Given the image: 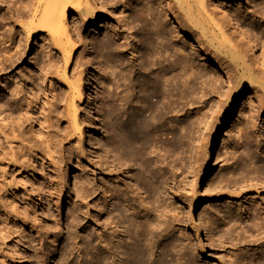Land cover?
Here are the masks:
<instances>
[{
    "label": "rangeland",
    "instance_id": "obj_1",
    "mask_svg": "<svg viewBox=\"0 0 264 264\" xmlns=\"http://www.w3.org/2000/svg\"><path fill=\"white\" fill-rule=\"evenodd\" d=\"M3 1L0 0L3 7L8 4L10 9L15 6V9L19 8L26 13L29 11L28 3L33 4L36 0H10L4 4ZM103 1L112 14L106 15L108 20L103 30L98 33H90L94 24L90 25V20L84 22L79 19L75 12H71L65 19L71 37L76 39L77 31L83 36H89L87 46L78 42L79 51L65 74L64 56L46 33H39L32 43L26 44V35L18 23L20 19L17 18V11L11 10V18L14 19H0V264H25V259H21L20 254L27 257L28 264H40L39 255L44 260L43 264H57L54 259L64 250V239L69 245L74 244L71 243L72 240L69 241L71 237L68 236L69 224L75 217L71 215V210L75 208L74 203L78 200L75 199L76 191L82 190L86 185V188L92 186L96 191L87 188V192L92 193L90 196L88 194L86 201L83 200L82 204L79 202L77 205L85 207L83 211L89 212L87 214L93 219L82 222V226H79L80 233H83L85 227L88 234L95 232L92 226H95L97 215H104L102 209L111 202V193L108 191L118 192L121 198L124 197L120 193L122 190V193H128L127 198L133 196L131 199L141 194L158 210V214L165 208L170 210V213L163 211L166 220L176 217L171 232L175 243V249H172L175 258L173 264H183L186 260L193 264H232L236 258L233 254L236 252H242V257H237L238 260L243 261L249 256L251 259L255 258L257 263L261 257L259 254L255 255V252L260 251V239L264 236L256 226L258 221L263 222L264 219V65L258 64L253 56H246L245 60L256 74V81L250 85L251 89L248 91L257 104L256 109L242 115L237 111L228 120L220 132L213 154L208 159L204 154L205 146L219 125L218 110L239 96L244 89L240 80L241 74L238 72L242 62L235 60L231 48L235 46L237 52L240 50L234 33L230 28L225 30L215 26L216 22L207 21L211 23L207 36L211 41L213 58L237 79L236 86L229 90L228 78L221 77L207 62L203 52L188 42L185 34L174 26L173 21L164 18V14L162 21L174 32L169 44H166V50L159 48L158 52L162 53V59L168 64L177 60L176 69L170 70L166 76L158 66H152L150 60L144 57L147 50L156 49L154 44L158 43L160 46L162 39H158L155 33L146 37L138 26L134 29L130 24L132 28L126 26L127 16L130 15L129 7L137 0ZM163 1L153 0L158 13L166 8ZM192 4L196 7L198 0H194ZM143 5L147 12L148 4ZM230 8L249 30V34L257 40L260 53L263 54L264 0H233ZM6 10L8 11L7 7ZM147 18L148 21L151 20V17ZM210 18L214 17L209 15L208 19ZM117 37L120 38L119 43ZM226 38L229 43L225 42ZM105 40L110 42L112 50L101 46L100 43ZM162 42L166 43V40ZM119 46L123 50L118 49ZM86 50L91 54L94 63L91 75L94 88L91 91L93 102H89V91H86L87 98L79 111L78 120L84 124L88 138L81 142L68 113L72 96L69 84L74 83L77 71L84 67ZM140 52L143 53L141 57ZM186 57L189 66L184 69L183 62ZM140 65L149 66L148 70L153 76L151 81L156 82L155 90L151 84L149 87L142 85L141 81L148 79V76L145 70H140ZM166 78L175 80L173 83L177 86L174 92V110L170 113V104L166 99L170 87ZM126 92L129 97L125 96ZM149 98L152 100H148ZM152 106L160 118L156 114L154 116ZM89 107L93 108L92 113H89ZM148 107H151L150 111ZM95 112L101 118L98 133L89 125L90 117ZM157 118L161 119V123L157 122ZM118 121V124L126 123L125 125L129 124L131 127L140 126L139 122L143 126L147 124L142 127V140L145 141L142 143L144 145L148 142L144 145L147 147L143 160H148V163L151 161V167L155 165L151 170L154 172L156 169L159 181L157 178L154 181L160 185L157 183L160 189L156 194L140 188L136 179L138 171L127 176V168L132 167V163L113 148L109 136L112 125L117 126ZM101 154H104L103 157ZM73 155L77 163L70 169V181L67 182V167ZM207 166L210 169L204 175ZM170 173H173V177ZM59 176L64 178L61 185L63 203L51 204L61 209L59 216L62 228L52 226L53 217L45 212L50 205L47 195L53 191V185ZM91 179L95 184L88 183ZM113 179H117L116 182ZM165 181L168 182V188L165 187ZM82 182L88 184L83 186ZM110 183L112 187H109ZM132 187L134 192L131 191ZM69 194L73 199L68 197ZM136 201L140 205L138 202L141 201L137 198ZM131 204L132 200L129 202ZM119 205L122 207V204L117 206L120 207ZM131 210L134 215L135 210ZM255 215L258 218L257 223L254 221L256 225L253 224ZM112 227L114 228V224ZM25 234L29 244L24 240ZM93 234L94 241L97 233ZM164 238L168 239L166 236ZM165 247L171 248L172 245L168 243ZM186 250L188 256L183 255ZM31 257H35V260ZM67 257H70L73 264H78L76 252L68 254ZM240 260L237 264L241 263ZM83 261L86 262V259Z\"/></svg>",
    "mask_w": 264,
    "mask_h": 264
},
{
    "label": "bare ground",
    "instance_id": "obj_2",
    "mask_svg": "<svg viewBox=\"0 0 264 264\" xmlns=\"http://www.w3.org/2000/svg\"><path fill=\"white\" fill-rule=\"evenodd\" d=\"M5 1L8 2L10 0H4L3 4L5 3ZM193 1L194 0H164L163 2H164V5L166 6V8L164 10L161 9L160 10L161 12L158 13L156 10V5L154 4L153 0H137V2L135 1L136 2L135 4L130 5V7H129L130 15L129 16L126 15L127 19H128V24L126 26L128 28V25L130 24L133 27V29L138 26L142 30V34H144L146 37L152 36V34L155 33L158 35V39H160V40L162 39L163 41L166 40V43L162 42V40H161L160 46L158 45V43L156 45L154 44V48H156V49L155 50L153 49L152 51L147 50V52H145L146 54L144 53V57L147 58L148 61L150 60L149 62L152 66H154V65L158 66L157 68H159V70L162 72V74L167 76V74L170 72V70L176 69L177 60H174L172 63L168 64V63L164 62V60L162 59L163 58L162 53L160 51L158 52L159 48L160 49L163 48V50H166V44H169L170 37L174 32L171 28H167L165 26L164 22L162 21L163 20L162 16L165 14L166 16L164 18L167 17L170 19V21H173L174 26L176 28H178V30H180L182 33L185 34L188 42L192 43V45L194 44V46L198 47V49H200L203 52L207 62L213 68H215V70L218 71V73L221 74V77L228 78L229 90L233 89L236 86L237 79L235 76L230 74L227 70H225V68H223L217 62V60L215 58H213L212 52H211V41L209 40V38L207 36V31H209L211 23H207V21L210 20L212 23L216 22L215 26L222 27L225 30H228L230 28V31H232L234 33V36H235L236 41L238 43V46H240V50L237 52L236 51L237 48L235 46H232L231 48H232V52H233V56H234L235 60L236 61L241 60V62H242L241 63L242 66L239 65L240 67H238V72H239V74H241L240 80L243 83L244 89H242L239 96H236L233 100L227 102L225 104V106L221 105L222 108L220 107V109L218 110V115L220 118L219 125L217 126L213 136L211 137V139L209 140V142L205 146V153L204 154L209 159L210 156L213 154L214 148L217 145V139L219 138L220 132L224 128V126L226 125L228 120L230 118H232L233 115L237 111H239L240 115L247 114V112H249V111H255L257 104H255L253 98L248 94L249 93L248 91L251 89L250 85L255 83V81H256V74H255L253 68L251 66H249L250 64H248V62H247V60H245V58L247 55L248 56L251 55L255 59L258 60V64L261 63L262 65H264V53L263 54L260 53L259 46L256 42L257 40H255L253 38V36L249 34V30H247V28L241 23L240 19H237L235 14L232 13L230 6H231V3H233V0H214V1L213 0H198V4L196 5V7L192 4ZM143 3H146V5L148 4V6H149V7H147L148 8L147 12L145 11L146 7L144 8L145 5H143ZM159 3H160V1H159ZM1 4H2V2H1ZM1 4H0V12L2 13V15H0L1 16L0 19H12L13 17L11 18V16L13 14V11H11V10L14 9L15 12L17 11L16 12V13H18L17 18L20 19V21L18 23L22 27V30L26 35V39H27L26 44L32 43L34 38L37 35H39V33H46L48 35V37L51 38L54 46L59 50V53L64 56V58H63V64H64L63 65V67H64L63 74L66 73L70 64L75 60L76 54L79 51L78 42H82L85 46H87V44L89 42V36L88 35L83 36L79 31H77V34L75 35L76 39H74V37H71V33H70L71 31L69 29V25H67L65 23V19L67 18V16L71 12H75L77 14V16L79 17V19L83 20L84 22H87L90 20L91 21L90 25L94 24L90 28L91 29L90 33H98V32L103 30L104 25H105L106 21L108 20L106 15L112 14V12L109 11L107 4L103 0H36V1H34L33 4L28 3L27 7H28L29 11H27L26 13H23V11L20 10L19 8L15 9L14 8L15 6L12 7V9H10L8 4L6 3L7 4L6 7L8 9V11H7L6 7H3ZM208 9H210V11L211 10L212 11L210 12ZM209 12L211 13V14H209L211 17H214V18L216 17V18L215 19L214 18L208 19V16H209L208 13ZM9 13H11V14H9ZM147 17H151L150 18L151 22L148 21L149 18H147ZM131 26H130V28H132ZM140 29H138V30H140ZM139 32H141V31H139ZM222 33L224 34V32H222ZM128 35H130V34H128ZM141 36L143 37V35H141ZM119 39L120 38L117 37V42L119 41ZM124 39H125V37H124ZM126 40L128 41V39H126ZM126 40H124V41H126ZM0 41H2V40H0ZM225 42L229 43L228 38H226ZM100 44L104 48L112 50L110 42L108 40L107 41L105 40L104 42H101ZM117 46H118V44H117ZM114 49L115 48H113V50ZM118 49H122L121 46H119ZM133 51H135V50H133ZM110 52H112V51H110ZM142 54L143 53L140 52L139 56L141 57ZM187 57H188V55H187ZM187 57L183 62L184 66H185V67H183L184 69L189 66V60ZM84 60H85L84 61V67L77 71L78 75L75 76L76 78L73 77V78H75L74 83L69 84L73 97L71 96V99L69 101V110H68V113L70 114V116L73 119L74 126L77 129V132L79 134V139L81 142L84 141L85 139L87 141L88 138H87V132L85 131L84 124L80 123L78 120L79 111L81 108H83V104L85 103V100L87 98L86 91H89V94H88L89 102L90 103L93 102L91 91L94 88L92 81H91V75L93 74L92 71H93L94 63H93L91 54L88 52V50H86V54L84 55ZM137 63H139V61ZM142 64L150 65L149 63L148 64L142 63ZM152 66H150V67H152ZM148 67L145 65L141 66V68L139 67L140 70L141 69L143 70V72L145 70V73L147 74L146 76H148V79L144 78V80L141 81V83H143L142 85L148 86V87L151 84L152 88L155 90V87H157L156 82L153 80L151 81V77H153V76H151L152 74L148 70ZM101 69H102V67H101ZM158 75L160 76V74H158ZM154 78H152V79H154ZM173 81H175V80H173ZM173 81H171L169 78H166V82H168V84H169L168 87H170V88H168L169 94L167 95L168 97L166 98V99H168L169 104H170V105H168L169 106L168 113L172 112L174 110L173 105L175 106V104H174V102H175L174 101V97H175L174 92H175V90H177L176 89L177 86H175ZM105 83H107V82L105 81ZM158 84L159 83H157V85ZM107 87H108V85H107ZM159 89H161V88H159ZM109 92H110V90L108 91V93ZM127 94H128V92H126L125 96ZM110 96H112V95H110ZM127 97H129V96L127 95ZM127 97H125V99H127ZM113 98H114V96H113ZM115 99H113V100H115ZM150 99L151 98H149L148 100H150ZM148 100H147V102H149ZM160 100H161V97H160ZM123 101H124V99H123ZM127 101H128V99H127ZM144 101L146 102V100H144ZM160 104L162 105L163 102L162 103L160 102ZM151 105H153V104H151ZM158 105H155V106H158ZM125 107H126V105H125ZM159 107H160V105H159ZM150 108H149V111H150ZM156 109H157V107H156ZM154 110H153V106H152L151 111H153L154 116H155L156 112H154ZM88 111H89V113H92L93 108L89 107ZM158 111H159V109H158ZM150 113L152 114V112H150ZM115 114H116V112H115ZM112 115H110V116L112 117ZM137 115H138V113H137ZM154 116H152V117H154ZM157 116L159 117V115H157ZM159 118H157L158 119L157 122L161 121V119H159ZM113 119H114V117H113ZM134 119H135V117H134ZM130 121H131V119H130ZM119 122L120 121L117 122V126L112 125V131H111V134L109 136L111 137L110 139H111V144H112L113 148L118 151V153L120 154L121 157H123L124 159H126L127 161H130L132 163V167L127 168V171L129 173L127 176L132 174V172L138 171V173L136 175V179L140 184V188L146 192H149L150 194H156L157 192H159V189H160L159 186L160 185H159V182H157L159 185L158 186L157 183L154 181L157 178L156 171H155L156 169L154 170V172L151 170V168L153 169L155 165L153 164L154 165L153 166L151 164L152 165V167H151L149 164V163H152L151 161L148 163V160H147V162L145 161L146 159L143 160V157L146 156V155H144L145 150H146L145 147H147L144 145H147L148 142H147V144L145 143L144 145L142 143V141H144V140H142V137H143L142 127L144 128L147 124L145 126H143V123L139 122L140 126L134 125L131 127V126H128L129 124L125 125L126 123L125 124H118ZM100 123H101L100 115L97 112H95L93 115H91L90 124H89L91 127H93V129H94L93 131L95 133L99 132ZM135 123H136V121H135ZM112 124H115V123L112 122ZM137 125H138V123H137ZM151 129H153V128H151ZM147 132H148V130H147ZM145 134L146 133H144V135ZM88 135H89V133H88ZM147 140H149V139H147ZM72 154H74V153H72ZM101 155L103 157L104 154H101ZM78 157H80V156H78ZM106 157H105V159H106ZM77 161H79V160L77 159ZM60 162H62V161H60ZM76 163L77 162L75 161V156L73 155L72 158H70L69 166L67 167V175H66L67 182L70 181V173H69L70 169H72L73 166H75L74 164H76ZM78 165L80 166V163ZM122 167H124V166L122 165ZM76 168L79 169L78 167H76ZM135 168H136V170H135ZM120 169H121V167H120ZM209 169H210V167L207 166V168L204 170V175H206L208 173ZM117 171H118V169H117ZM115 172H116V170H115ZM115 172H113V173H115ZM173 173H170V176ZM108 174H110V173L108 172ZM165 175L168 176L167 174H165ZM165 175H164V177H166ZM61 176H59V179H57V182L55 181V183L53 185V191L51 190L47 195V200H49L50 205L48 207V211L45 210V212H47L49 216L53 217L54 224L52 226H55L57 228H60L62 225L61 218L59 216L61 209L59 206L53 207L51 203H54V204H57V203L60 204L61 202L63 203L62 189H61L62 186L61 185H63L62 182H63L64 178ZM171 177H173V175ZM108 178H109V176H108ZM129 178H132V177H129ZM92 179H91V181H92ZM115 180H117V179H115ZM115 180L113 179V181H115ZM156 180H158V178ZM91 181H88V183L93 184L94 182L93 181L91 182ZM85 182H86V180H85ZM102 182H103V180H102ZM88 183H86V184H88ZM111 183H110L111 186H109V187H112ZM164 183L166 185L165 187L168 188V186H169V185H167L168 182L166 183V181H165ZM172 183H173V181H172ZM82 184H83V182H82ZM84 184H83V186H84ZM130 185H132V184H130ZM86 186H85V188L83 187L82 190L80 189V191H78V190L76 191L77 196L74 195L77 197V198H75V197L74 198L78 199V200H77V202L74 203L75 205L73 204L75 208L71 210V212H72L71 215H74L75 217L73 218V221L69 224L71 227L67 226L68 227V233L70 235L68 233L67 234H68V236L71 237V238L69 237L70 238L69 241L72 240L71 243H74V244H72V245L70 244L71 245L70 246L69 242H66L64 239V243L62 245L64 250H62L61 254H58L57 258L54 259V262H56L57 264H63V262H65V263L68 262L67 264H73L72 261L70 260V257H67V255L73 254L74 252H76L78 255V264H173L175 258H173L174 255L172 254L173 253L172 249H175V243H174L173 236L171 235V232H172V225H173L174 221L176 220V217L172 216L171 218L166 220L163 216V211H167L169 213L171 211L168 210L167 208H165L162 211V213L160 212L158 214V210L154 209L151 206V202H147L142 197V195L140 193H139L140 195H138L136 197L138 201L139 200L141 201V202H138V204L140 203V205H137L136 198L131 199V197H133V196L129 195L130 197L127 198L128 193L127 192L122 193V190H120L121 192L120 191L119 192L122 195L124 194V197L121 196V198H120V195L118 194V192L114 191V188H116V187L120 188V185L119 186L117 185L116 187L113 188L114 192H112L110 190L108 191L109 193H111V197H110L111 200L109 199L111 202L109 201L110 203L106 206H105V204L103 205V206H105V208L102 209V210H104L103 211L104 215H101V216H100V214L97 215V221L96 222L93 221L95 226L94 227L92 226V229H94L95 232L97 233V238L94 240V241H96V243L94 244V241H93V238H94L93 233H95V232H91L88 234L86 227L83 226V227H85V229L82 231L84 234L80 233L81 231L79 232V226H82L81 225L82 222L84 220L91 221V219H93V218L90 219L89 214H87L89 212L86 213V211H83V209L85 210V207L79 206L80 204L77 205V203H79V202L82 204L83 200H85V199L87 200L88 199L87 197H89L90 194L92 193L91 191H90L91 193H88L89 191L87 192V188H89L88 190H90V188H92V186L91 187L88 186L87 188H86ZM123 186H125V185H123ZM170 186L172 187L173 185L170 184ZM121 188H123V187H121ZM124 188H126V187H124ZM132 189H133V187H132ZM115 190H117V188ZM125 190L128 191L127 189H125ZM168 190H170V189H168ZM94 191H96V190H94ZM131 191L134 192V189ZM88 194H89V196H88ZM68 197L70 198V194ZM70 199H73V198H70ZM129 199L133 201V204L129 205V202H130ZM116 204L117 205L122 204V207L119 205L121 207L120 208ZM142 204H144V206ZM101 207H102V205H101ZM131 209L135 210L134 215H132ZM165 216H167V215H165ZM257 216H259V215H257ZM116 217H117V219H116ZM257 219L258 218H256V215H255L253 218V224H255L254 221H256ZM256 223H257V221H256ZM113 224H114V228L112 227ZM88 225H90V224H88ZM132 226L134 228H132ZM256 226L259 227V230H258L259 233L263 234L264 233V219H263V222L258 221ZM89 228H91V227L89 226ZM92 229H90V230H92ZM256 230H257V228H256ZM63 232H64V230L62 229L61 233H63ZM112 236H114V237H112ZM164 236H166L168 239H165ZM27 238H28V236H27V234H25L24 240L26 239L27 243L29 244V240ZM69 238H67V241ZM260 241H261L260 242L261 249H260V251L255 252V255L256 254L260 255L261 258L260 259L258 258L260 262L257 260V263H256L255 262L256 260H254L255 258L254 259L249 258L248 254L246 255L248 257L246 259H244L243 261H241L240 259L242 257V254H241L242 252H236L233 254L236 258L233 260L234 263H232V264H237V262L239 260L241 261L240 264H262V263L264 264V236L262 237V239H260ZM39 242H41V241H39ZM168 243H171V245H172L171 248L165 247V245ZM184 247H185V245H184ZM37 249H39V248H37ZM247 251H249V250H247ZM38 253H40V252H38ZM183 255L184 256L189 255L187 253V250H186V252H184ZM116 256H118V257H116ZM38 257L37 258L40 260V261H38V263L40 262V264H43L44 260L42 259V256L39 255ZM237 257L240 259L238 260ZM20 258L25 259V264H28V262H27L28 259L26 256H24L23 254L22 255L20 254ZM31 258L34 259L35 257L34 258L31 257ZM84 259H86V262L83 261ZM183 264H193V263H190L189 260L188 261L186 260V262Z\"/></svg>",
    "mask_w": 264,
    "mask_h": 264
}]
</instances>
